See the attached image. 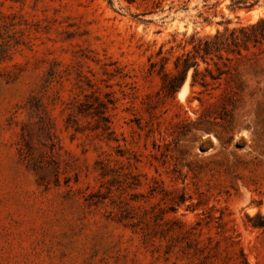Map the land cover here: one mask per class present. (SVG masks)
Listing matches in <instances>:
<instances>
[{"label": "rangeland", "instance_id": "rangeland-1", "mask_svg": "<svg viewBox=\"0 0 264 264\" xmlns=\"http://www.w3.org/2000/svg\"><path fill=\"white\" fill-rule=\"evenodd\" d=\"M261 17L0 0V264H264V41L198 58L170 94L149 60Z\"/></svg>", "mask_w": 264, "mask_h": 264}, {"label": "trees", "instance_id": "trees-1", "mask_svg": "<svg viewBox=\"0 0 264 264\" xmlns=\"http://www.w3.org/2000/svg\"><path fill=\"white\" fill-rule=\"evenodd\" d=\"M262 41H264V17L237 27H225L222 31L217 30L214 34H208L204 37L192 35L191 40L186 41V43L192 44V49L177 55L173 61V67L168 71L166 70V63L169 57L164 55L163 46H161L157 51L159 59L156 61L149 59L150 69L161 75L163 88L170 94L179 87L191 67H194L192 84L197 82L196 75L201 73L198 70V58L208 63V59L213 60L214 56L221 58L225 53V57L229 59L230 55H240L242 49ZM205 71L212 79H215L208 67H205ZM204 83H207L206 79H204Z\"/></svg>", "mask_w": 264, "mask_h": 264}, {"label": "bare ground", "instance_id": "bare-ground-1", "mask_svg": "<svg viewBox=\"0 0 264 264\" xmlns=\"http://www.w3.org/2000/svg\"><path fill=\"white\" fill-rule=\"evenodd\" d=\"M257 12V11H256ZM255 15V11L253 12V16ZM184 92H185V90H184V88H182L181 90H180V92H179V95H181V96H183L184 95Z\"/></svg>", "mask_w": 264, "mask_h": 264}]
</instances>
